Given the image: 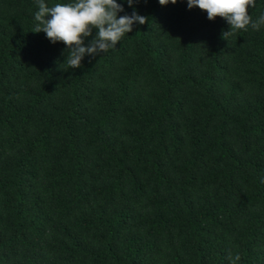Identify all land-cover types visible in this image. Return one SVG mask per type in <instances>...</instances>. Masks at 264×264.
Returning <instances> with one entry per match:
<instances>
[{
	"label": "trees",
	"instance_id": "trees-1",
	"mask_svg": "<svg viewBox=\"0 0 264 264\" xmlns=\"http://www.w3.org/2000/svg\"><path fill=\"white\" fill-rule=\"evenodd\" d=\"M117 2L146 22L73 69L0 0V264H264V24Z\"/></svg>",
	"mask_w": 264,
	"mask_h": 264
},
{
	"label": "clouds",
	"instance_id": "clouds-1",
	"mask_svg": "<svg viewBox=\"0 0 264 264\" xmlns=\"http://www.w3.org/2000/svg\"><path fill=\"white\" fill-rule=\"evenodd\" d=\"M38 11L34 19L39 22L34 32L44 31L46 37L55 44L60 41L66 46L68 68H79L87 55L95 57L107 53L117 47L121 38L132 31L134 23L143 25L147 17L140 15L135 9L129 15L124 12V5L117 0H74L70 3H58L48 7L44 0H36ZM136 0H127L132 7ZM169 2L176 4L177 0H159L164 6ZM189 9L199 7L207 13L209 20L216 17L224 18L230 25L229 30L222 31V37L227 40L236 30H247L251 24L253 30H259L264 24V15L258 21H252L248 7H256V0H187ZM93 29H97L93 35ZM91 39L85 43V39ZM231 264L241 259L237 253L234 257L228 252Z\"/></svg>",
	"mask_w": 264,
	"mask_h": 264
}]
</instances>
